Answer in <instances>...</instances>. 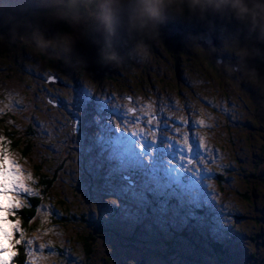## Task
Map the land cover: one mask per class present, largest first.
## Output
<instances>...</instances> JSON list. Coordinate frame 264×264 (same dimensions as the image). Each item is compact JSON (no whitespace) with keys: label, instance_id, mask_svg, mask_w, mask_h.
<instances>
[{"label":"rangeland","instance_id":"374dc122","mask_svg":"<svg viewBox=\"0 0 264 264\" xmlns=\"http://www.w3.org/2000/svg\"><path fill=\"white\" fill-rule=\"evenodd\" d=\"M93 10L88 7L82 14L83 26L91 25ZM173 22H179L184 30L177 33L182 29L165 25L159 40H146V54L126 55L119 62L101 63L93 58L77 64L54 49L41 55L34 47H27L15 58L11 52L0 54V137L4 138L0 143L4 146L10 140L7 126H16L23 134L31 125L35 130L31 138L37 139L33 151L22 152L21 143L7 152L25 176L32 174L35 183L28 180V186L44 196L48 206L64 198L72 208L83 199L96 200V206L91 204L87 210L90 217L95 220L101 215L116 232L109 228L105 234L95 222L94 240L105 248L94 251L98 257L92 264H139L143 250L132 248L127 253L122 242L114 248L110 232L120 241H128L136 223L143 221L147 228L155 216L174 222L178 220L175 213L184 224L201 226L198 220H205L206 214L185 216L190 210L196 213L203 203L213 211L209 219L212 239L223 244L229 261L264 264V227L253 224L258 213L264 223V196L254 200L257 196L253 194L262 187L255 180L264 176V90L234 69L240 62L239 53L218 39L220 22L213 33L217 46L206 49L207 54L200 48L201 42L188 39L189 32L205 31L203 27ZM6 29L10 31V27ZM165 43H182L183 48L178 46L180 52L169 55ZM119 47L127 52L132 45L122 39ZM90 55L94 57V48ZM207 57L213 63L223 59L209 67L204 61ZM50 74L63 84L54 80L49 84ZM85 95L91 98L87 105L82 103ZM93 115L92 120L87 117ZM75 116L80 117L77 131ZM191 116L205 123L189 129ZM142 120L146 128L141 126ZM132 130L136 138L133 146ZM187 135L196 142L187 141L188 149L183 146ZM197 149L203 154L211 152L209 158L193 162ZM186 155L190 160L177 164V157ZM36 165L42 168L41 176ZM46 174L52 180L49 189L43 190ZM244 191L254 201L243 200ZM8 195L18 198L21 206L25 202V194ZM70 205L64 207L72 212ZM64 207L56 211L68 213ZM17 210L15 216L8 214L10 221L20 222ZM41 211L45 217L36 218L40 223L26 239L33 242V250L38 245L49 246L34 251L38 258L28 256V264L82 263L78 228L68 221L50 232L42 223L48 210ZM251 233L258 235L252 238ZM139 237L152 248L158 246L157 241L149 244L140 233ZM149 262L174 264L154 254L149 255ZM11 264H16L15 258Z\"/></svg>","mask_w":264,"mask_h":264},{"label":"clouds","instance_id":"9594fccd","mask_svg":"<svg viewBox=\"0 0 264 264\" xmlns=\"http://www.w3.org/2000/svg\"><path fill=\"white\" fill-rule=\"evenodd\" d=\"M91 25H82V0H0V22L39 52L56 50L70 62H119L142 56L146 40H159L169 22L181 20L205 29L189 32L193 42L212 43L211 33L238 50L236 70L264 90V0H94ZM231 26V27H230ZM130 41L124 52L119 43ZM95 55H90L91 49Z\"/></svg>","mask_w":264,"mask_h":264},{"label":"trees","instance_id":"16d2710c","mask_svg":"<svg viewBox=\"0 0 264 264\" xmlns=\"http://www.w3.org/2000/svg\"><path fill=\"white\" fill-rule=\"evenodd\" d=\"M95 8V2L94 0H82V6L81 11L82 14H86L88 7ZM170 24V25H169ZM8 25L0 22V54L2 53H8L11 52L10 55L12 58L19 57L25 49L33 48V46L29 43H27L22 34H13L9 30L6 29ZM166 26L171 27L170 29H176L177 27H180L179 22H169ZM9 27V26H8ZM168 27V28H169ZM179 33V31H177ZM5 35V37H4ZM9 37V38H8ZM153 42V41H152ZM11 44H13L11 46ZM178 46L183 48L182 43H178ZM176 45H171L169 43H165L164 49L167 54L169 55H177L180 52V48ZM11 47V48H10ZM16 49V51H13V48ZM200 47V46H199ZM201 49H204L200 47ZM163 49V47H162ZM206 50V49H204ZM38 51V50H37ZM41 55H45L44 52H39ZM216 59H214V63L208 58L207 63L211 67H216ZM175 71H178V69H175ZM58 79H60L57 76ZM206 105V103H204ZM88 107H91L89 104ZM90 110V109H88ZM88 113V111H86ZM90 120L94 118L93 116H87ZM7 126V125H6ZM142 127H145L143 124H141ZM191 129H198L199 123L196 121H192V124L190 126ZM8 133V140L3 147L7 149V152L9 150H14L19 147L21 143L22 144V152L28 153L33 151V149L37 146V139L31 138V135L34 136V129L31 125H29L28 129L23 133L20 134L18 131V128L16 126L8 127L5 130ZM132 146L134 145V141L136 140L134 131L132 130ZM38 137V136H37ZM183 142V146L185 148H189L190 145H188L187 141L192 142L193 144H196L194 140H192V136H186ZM261 148L264 149V143L261 145ZM199 150V151H198ZM196 156H194L193 162H204L209 158V154L211 152H206L205 154L202 153L201 149L196 150ZM171 155V153H168ZM203 155V156H201ZM176 158V157H175ZM179 158V161H177V164L181 162L182 164H185L186 161L190 160V157L188 155L177 157V160ZM209 164V163H208ZM210 166L215 168V165L209 164ZM37 167V173L38 175H42L41 167L39 165H36ZM158 168V167H157ZM136 170V169H135ZM233 174H235L234 171L231 170ZM214 176H217L214 173ZM218 177V176H217ZM223 178V175H222ZM51 178L46 174L44 176L42 185L43 190L45 188L49 189ZM218 180H220V177H218ZM256 185L260 186L262 185L261 189L255 193L254 195L257 196L254 200H261L264 196V176L262 175L260 178L255 180ZM222 185V184H221ZM243 200L251 202L254 201L253 199H250V195L247 191H244L242 193ZM25 202L24 204L17 210L19 219H20V228L23 229L25 238L30 236L32 232H34L35 224H39L40 220H36L37 217H45L43 212L41 211L43 208H46L48 210L49 215L46 216V222L42 219L43 226L49 229V231H54V229L58 228L60 223H66L70 222L74 226L78 228L77 232V239L80 241L82 245V249L84 252V256L82 258V263L80 264H92L93 260H97V255L93 254L94 251L104 250L105 246L103 244L98 243L97 240H94L97 235L94 236V232L92 231L93 228H95V222L99 223L103 227V230L105 234H108V229L110 228L112 231L116 229L114 226L108 227L107 221L105 218L98 216V219L95 218L92 219L90 217L89 212L87 211L89 208V205L96 206V200H85L75 202V207L72 208V205L69 204L66 198L59 199L58 203L53 202L50 204V206L46 205L47 203L44 202L45 197L42 195H25ZM64 204L70 205V208L72 212L68 211ZM191 209L192 207L188 205ZM64 207L65 211L68 212L66 214L62 212H57L56 209H61ZM208 204L203 203L200 204V207L196 209V213L194 211H189L185 216V218L190 219L194 218L197 213L206 214L205 220H198L202 223H199L201 226H194L189 224H184V222L180 219V216L178 213H175V216L178 218V220L172 222L168 217L164 216H155L152 217V223L149 225V227L144 225V222L141 221L139 223H136L134 227V231L131 235H129L128 241H120L119 236L113 235L111 232L109 233L110 236L113 239V243L111 246L116 248L117 242H122L124 245L127 246V253L128 249L132 248H141L142 254L141 258L143 259V264H150L149 262V255L154 254L155 256H158L162 259H165L166 261H174V264H232L231 261H229L227 257V250L226 248H223V244L217 240H213V235L210 233V227H211V221L210 215L213 212L212 210L207 209ZM40 210L39 213L37 210ZM206 210L207 213H206ZM59 215V216H57ZM76 216V217H75ZM14 218V217H12ZM56 218V221L53 222V219ZM50 219V221H49ZM103 219V220H102ZM154 221V222H153ZM208 221V222H207ZM106 222V224H105ZM253 224L255 226H260L261 228L264 227V223H260V214L258 213L254 219ZM203 225V227H202ZM205 229V231H204ZM146 231V232H145ZM116 232V231H113ZM171 232V234H170ZM139 233L141 236L146 237L149 241V244L158 242V246L150 247L146 245V242H143L141 237H139ZM258 233L254 234L251 233L250 236L252 238L257 237ZM110 237V238H111ZM15 239H19V235L15 234ZM138 244H141L138 246ZM95 246H98L97 249ZM15 252L17 255L15 258L16 264H24L25 260H28V256L25 255V247L23 244L15 245ZM256 254V251L254 250L253 255ZM131 259V258H130ZM129 260V258H128ZM232 260V259H231ZM132 261V259H131ZM121 263H125L124 261H120Z\"/></svg>","mask_w":264,"mask_h":264},{"label":"snow or ice","instance_id":"6c2138e0","mask_svg":"<svg viewBox=\"0 0 264 264\" xmlns=\"http://www.w3.org/2000/svg\"><path fill=\"white\" fill-rule=\"evenodd\" d=\"M55 79V77H50ZM90 97L85 95L82 99V103L87 105L90 101ZM199 123L204 124V120H200ZM4 138L0 137V142H3ZM31 180L35 183V180L31 173L27 176L24 175L20 166L7 155V149L0 143V264H11V260L17 255L14 248L15 245L23 244L25 247V255L34 257V251H39L49 245H38L35 250L32 249V241L25 238L23 229L20 228L19 220L10 221L8 214L15 216L16 209L21 207V201L13 196L8 195L10 192H19L25 195H38V192L33 188H30L26 181ZM4 201H7L5 203ZM39 213V209L37 210ZM46 222V220L44 221ZM15 234L19 235V239L14 240ZM7 254V255H5ZM24 264H28V260H25Z\"/></svg>","mask_w":264,"mask_h":264},{"label":"flooded vegetation","instance_id":"af4514ba","mask_svg":"<svg viewBox=\"0 0 264 264\" xmlns=\"http://www.w3.org/2000/svg\"><path fill=\"white\" fill-rule=\"evenodd\" d=\"M180 28L182 29V30H180L179 29V27H177V30L179 31V32H181V31H183L184 30V27H182V25L180 26ZM211 36H212V43L210 44V46H209V44L207 45V46H205L204 45V43L203 42H201V45H202V47L203 48H205V49H210L211 47H212V45H214V48L217 46L216 44H217V38H216V36L213 34V33H211ZM204 50V49H203ZM208 53V51L207 50H204V54H207ZM207 59H208V57L207 58H205V63L209 66V67H211L208 63H207ZM222 57L220 58H218L217 60H218V62L219 63H221V61H222ZM236 65L234 66V69H236ZM54 75V74H53ZM56 76V75H55ZM57 77V76H56ZM48 80H50V79H48ZM51 80H53V79H51ZM49 82V81H48ZM157 116V115H156ZM75 118L77 119V120H75ZM78 119H80V117L79 116H75L74 117V122H75V130L77 131L78 130ZM194 119H193V117L191 116V120H190V123H189V129H191L190 128V126H191V124H192V121H193ZM194 121H196V120H194ZM197 123H199V121H196ZM141 124H143L144 126H146V122H145V120H142L141 121ZM201 123H199V125H200ZM187 136H190V135H187Z\"/></svg>","mask_w":264,"mask_h":264},{"label":"water","instance_id":"95a60500","mask_svg":"<svg viewBox=\"0 0 264 264\" xmlns=\"http://www.w3.org/2000/svg\"><path fill=\"white\" fill-rule=\"evenodd\" d=\"M171 27H169L168 29H170ZM180 28V27H179ZM55 77V79H53L54 81H56V83H58V84H63V80H61V79H58L55 75H53V74H50L49 75V79H50V77ZM49 82V84H52L53 83V81L50 79V80H48ZM75 120H77L76 118H75ZM125 175L127 176L128 175V173H125ZM139 264H143V260L139 263Z\"/></svg>","mask_w":264,"mask_h":264}]
</instances>
